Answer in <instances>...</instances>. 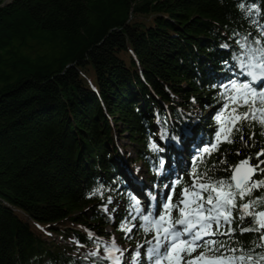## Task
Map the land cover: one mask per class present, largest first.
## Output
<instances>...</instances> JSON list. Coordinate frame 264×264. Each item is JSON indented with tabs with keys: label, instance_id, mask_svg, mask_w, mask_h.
<instances>
[{
	"label": "trees",
	"instance_id": "trees-1",
	"mask_svg": "<svg viewBox=\"0 0 264 264\" xmlns=\"http://www.w3.org/2000/svg\"><path fill=\"white\" fill-rule=\"evenodd\" d=\"M5 1L0 0V264H108L101 260L102 248L100 255L92 253L101 241L115 238L110 229L134 247V236L142 234L120 229L136 193L121 140L126 136L135 162L161 187L171 185L169 174L158 170L174 149L172 140L186 138V152L196 157L216 143L222 85L243 75L245 53L260 46L255 40L264 45V0ZM197 106L209 114L198 117ZM241 124L247 145L234 132L233 143H219L199 165L210 168L214 179L227 178L225 169L245 157L255 165V154L264 150V127ZM190 129L197 136L186 137ZM153 142L160 150H151ZM98 189L102 195H93ZM116 198L123 208H114ZM236 203L234 234L212 239L217 247L264 253L256 247L258 233H241L253 226L252 218L240 221L241 201ZM129 253L133 258L134 248Z\"/></svg>",
	"mask_w": 264,
	"mask_h": 264
},
{
	"label": "snow or ice",
	"instance_id": "snow-or-ice-1",
	"mask_svg": "<svg viewBox=\"0 0 264 264\" xmlns=\"http://www.w3.org/2000/svg\"><path fill=\"white\" fill-rule=\"evenodd\" d=\"M240 7L243 9L244 5L241 4ZM256 11L259 12V9ZM261 36L264 37V30L261 31ZM253 43L260 46L250 48L245 53L249 62L241 64L242 74L249 79L245 82L231 80L228 84L222 85L225 103L216 117L219 125L215 134L216 143L204 147L200 156L193 160L189 173L190 183L181 188L179 200L173 202V196L176 194V188L183 183L181 179L171 186L166 202L162 204L163 211L158 215L143 214L139 202L133 201L132 206L136 215L131 219L139 218L142 221L140 228L143 232L146 235L153 234L152 240L146 241L147 258L151 264H260V261H264V253L244 254L243 250L227 248L223 243L217 247L216 240L207 238L234 234L235 230L231 227L234 219L232 213L237 209L236 201L239 199L241 203L238 219L244 221L251 217L253 225L240 228L241 233H258L259 243L256 247L264 248V207H261L264 205V193L253 196V192L264 189L262 167L264 160L260 159L264 156V150L255 154L254 158L257 160L255 165L251 163L253 157H245L238 163L230 165L225 169L229 172L227 178L214 179L210 175V168L201 170L199 167L205 163L206 156L210 157L213 151L218 150L219 143H233L231 136L234 132L241 133L240 139L247 145L242 134V121L249 124L255 121L264 127V45L260 40ZM257 83L260 84L259 89L254 86ZM249 139L251 140L252 136H249ZM150 148L154 152L160 150L154 142L150 144ZM219 163L226 164L227 161L220 160ZM211 168H215V165ZM257 175L262 178L253 179ZM96 194L102 195L99 189L93 193ZM245 197L251 199L245 200ZM174 210L177 212L176 217L172 216ZM213 225L216 231H212ZM134 227L135 224L125 223L120 229L127 234L131 233ZM225 228L226 230H222ZM92 235L89 233L90 237ZM143 247V244L137 246L132 258L133 264H140L139 249ZM101 248L105 253L101 260L108 261L109 264H123L124 250L116 245L115 238L107 244L101 241L97 251L92 255H100ZM200 248H203V251L193 256V252ZM222 249H226L231 255L221 251ZM237 251L242 254L234 255Z\"/></svg>",
	"mask_w": 264,
	"mask_h": 264
},
{
	"label": "rangeland",
	"instance_id": "rangeland-1",
	"mask_svg": "<svg viewBox=\"0 0 264 264\" xmlns=\"http://www.w3.org/2000/svg\"><path fill=\"white\" fill-rule=\"evenodd\" d=\"M12 0H6L5 2L6 3H9L11 2ZM197 112H196V115L199 117V116H204V115H208L209 112L206 110H201L199 106H197L196 108ZM204 111V112H203ZM217 122V120H216ZM219 127V125L217 124V128ZM188 131V132H187ZM186 131V137H189V138H192V136L196 135L197 136V132L193 129H190V130H187ZM191 137H190V135ZM176 140H172V144L174 143H177L181 146V150L180 151H176V150H173L175 152H180L182 155H177L175 156V153L170 152L169 151V155L172 156L173 155V158H169L167 159L164 163H163V166L165 167H169V170L167 171L166 170V174H169V176L171 177V185H164V186H158L156 183L150 181V173L148 172V170H146V168L144 167V165L142 164V162H135L137 156L135 154V151H134V148L130 145L129 141L126 139V136L124 139L121 140V144L125 146V153L122 154V157L123 159L125 158V155L127 154V158H125V161L127 162L128 166L131 167L134 166L136 167V172L133 174L134 177H132L131 173H129L130 171H128L127 169L125 170L126 173H128V178L129 176H131L130 179V183H131V189L134 190L136 193L134 194V200L135 201H142L143 203H148L149 202V206H148V209L146 207L145 204L141 203L139 204V206L141 207V209H143V214H149L151 212V206H152V203L154 202V205L156 204L157 201H159L158 205H162L163 203L166 202V197L168 196L170 190H171V186L178 180V179H181L183 181V183L188 179L189 180V176H188V169L190 166H192V163H193V156L192 154L195 153L194 151H192L191 153H187L186 152V149H185V142H186V138H184V144L182 143V140L179 141L178 138H175ZM178 139V141H177ZM182 143V145L180 144ZM166 144V142H165ZM187 144V142H186ZM178 145V146H179ZM184 145V146H183ZM174 149H176L174 147ZM173 159V160H172ZM130 164V165H129ZM161 165V163H160ZM181 167V168H180ZM136 176V178H135ZM139 176L142 177V179H139ZM133 178L135 179H138L137 180H133ZM132 179V180H131ZM140 183L142 186H136V183ZM144 183V184H143ZM144 186V187H143ZM139 193V194H137ZM179 197H180V191L178 190V193H177V197L175 198L173 196V199H176V201L179 200ZM123 203L121 201V199L119 198H116L113 200V206L114 208L116 209H121L123 208ZM114 209V210H116ZM155 211H158L157 214L155 215H158L159 213H161L163 211V208L160 206L158 210H155ZM129 214H125V216H129L128 219L129 221L127 223H130V224H135L136 227L133 228L132 230V233L133 232H136L140 230V226H139V223L142 222L139 218L135 219V220H132V216H135L136 213H135V210L134 208L131 209V210H128ZM133 214V215H132ZM154 215V216H155ZM172 216L175 217L176 216V212L173 211L172 212ZM111 232L113 231V234H114V237H115V242H116V245L123 249L124 250V256H123V264H133L132 262V258H131V254L129 253L133 248L134 250L137 249V246L138 245H141L143 244L144 247L143 248H140L139 251H140V258L142 260V257L144 255V253H146V250H147V247L148 245L146 244V241L148 240H152V233H149V234H145L143 232V230L141 229V232L142 234L139 236L136 237L135 233H134V240L132 241V244L135 243V247L130 245L128 242L126 243H123L121 242V239H120V236L117 235V232L114 230V229H110ZM212 231H216V228H215V225H213V228H212ZM135 241V242H134ZM202 248H200L197 252L194 253V256H197L199 255V251L201 250Z\"/></svg>",
	"mask_w": 264,
	"mask_h": 264
},
{
	"label": "bare ground",
	"instance_id": "bare-ground-1",
	"mask_svg": "<svg viewBox=\"0 0 264 264\" xmlns=\"http://www.w3.org/2000/svg\"><path fill=\"white\" fill-rule=\"evenodd\" d=\"M259 84V83H258ZM177 137V136H176ZM179 137V136H178ZM193 137V136H192ZM175 138V137H174ZM179 141H181L180 139H179ZM182 143H183V141H182ZM182 143H180L181 145H182ZM184 144V143H183ZM178 144V142L177 143H175V148L176 149H173V150H176V151H180L181 149V146ZM178 146V147H177ZM184 146V145H183ZM168 148V147H167ZM187 148V144H186V142H185V149ZM172 152V151H171ZM174 153H175V156H177V155H182L180 152H175V151H173ZM193 156H195L194 158H193V160L196 158V155L194 154ZM139 160V159H138ZM139 162H141V161H139ZM143 164V163H142ZM130 165V164H129ZM136 167H134V166H132L131 165V167H129V173H131V175H132V177H134L133 176V174L136 172V169H135ZM167 168H169L168 166L167 167H165V166H163V168H161V165H160V169L158 170L159 172H158V174L159 175H163V174H165L166 173V170H167ZM181 168V167H180ZM131 169V170H130ZM169 170V169H168ZM167 170V171H168ZM156 175H157V172H156ZM129 178H131V176H129ZM135 178H136V176H135ZM135 178H133V180L135 179ZM139 179H142V177H140L139 176ZM253 179H254V177H253ZM130 180V179H129ZM132 180V179H131ZM135 180H137L138 181V179H135ZM139 184V185H138ZM144 184V183H143ZM142 186L140 183H136V186ZM144 187V186H143ZM137 194H139V193H137ZM108 264H109V262H108Z\"/></svg>",
	"mask_w": 264,
	"mask_h": 264
}]
</instances>
